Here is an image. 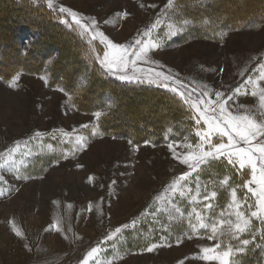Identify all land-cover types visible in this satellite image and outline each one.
Returning a JSON list of instances; mask_svg holds the SVG:
<instances>
[{
    "label": "rangeland",
    "instance_id": "1",
    "mask_svg": "<svg viewBox=\"0 0 264 264\" xmlns=\"http://www.w3.org/2000/svg\"><path fill=\"white\" fill-rule=\"evenodd\" d=\"M233 1L174 0L173 7L168 8V0H54V9H49L45 0H0V44H9L6 36L16 37L14 44L6 48L0 46V163H5L10 150L16 148L12 154L16 169H8L7 164L0 169V176H3L0 190L4 192L0 195V264H81L94 247H99L100 251L88 258V264H107L109 260L112 264H219L216 259H203L202 249L228 243L239 246L227 232V225L222 229L223 237L218 234V238L209 239L210 229L197 228L193 232L189 221L196 223L195 211L207 216L203 208L206 201L202 197L205 190L208 193L216 190L218 197L213 204L217 217L223 208V219L235 223V216H229L227 208L230 189L227 185L221 187L220 181L228 177L235 187L250 179V172L241 176L237 172L238 165L234 168L221 157L203 166L200 172V203L190 202L197 183L195 172L188 178L187 184L193 191L187 196L180 198L178 193L174 196L169 190L174 181L190 171L187 165L180 163V158L192 150L185 145L200 142L195 133L203 121L201 125L196 124L198 113L190 107L197 98L204 102L215 101V93L219 91L224 93L222 99L227 100L251 76L255 84H247L225 107L233 115L247 114L258 122L264 121V116L260 115L264 110L260 109L258 99L259 89L264 88V79H258L264 71L259 68L264 63V23L243 28V24H238L239 27L232 24L235 26L231 29L210 31V26L229 25L230 17L238 14L245 16L242 17L245 21L254 20L256 14H249L245 6L250 7L248 0L245 4ZM61 5L77 12L84 18L83 23L90 24L91 19H95L97 29L114 43L130 45L142 38L160 45L156 50H149L146 59L137 60L134 65L129 63L126 71L146 84L177 94L184 103L185 98L179 93H191L192 99L185 104L191 109L195 122L186 137L162 144L150 141L139 144L105 135L98 121L104 110L97 111L101 113L99 118L94 115L96 112L80 110L70 93L50 85L45 75L38 74L37 70L33 73L20 70L9 77L1 75L21 66L39 69L53 59V67L65 74L72 60L77 68L73 77L77 83L81 75L89 73L90 64L98 63L96 55H102L103 49L99 38L90 43L89 34L82 33L77 25L63 23L75 36L85 40V51L89 50L93 58L88 63L85 57L80 59L77 55L76 44L57 36L54 25L43 17L41 10H45L48 17L71 22L66 13H59ZM16 12L21 17L35 19L33 25L42 30L43 36L39 39L36 29L20 39L23 31L20 23L14 21ZM222 15L225 16L218 18ZM157 20L159 23L149 37H143V32ZM214 20L222 22L216 25ZM173 31L175 35H171ZM51 43L57 49L61 46L60 56H56ZM16 45L22 46L24 51L30 48L26 58L30 64L17 54ZM133 59L135 57L130 55L129 60ZM157 72L172 80L157 78ZM17 75L19 80L10 87ZM149 80L156 83H149ZM165 83L170 87H163ZM254 88L258 93L256 97L251 95ZM206 91L208 96H203ZM143 97H129L128 102L120 106L121 112L139 116L142 123H147L144 116L150 111V105ZM200 107L203 109L205 103ZM84 125L88 127H82ZM93 128L98 133L95 136L91 134ZM37 132L42 135L36 137ZM77 135L88 137L86 146L78 150ZM213 142H218V138L213 137ZM224 142H227L226 137ZM220 165L224 173L214 170ZM209 167L210 176L205 179L203 175ZM17 176L28 178L18 179ZM250 186L255 187L254 184ZM237 193L240 199L246 194L249 203L255 199L247 189L237 188ZM221 196H225V201L219 207L217 200ZM173 205L178 206L183 215L175 212ZM243 210L246 216L250 215L246 206ZM252 219L254 231L238 235L250 240L255 235L256 239L240 259L243 262L248 251H257L261 255L260 264H264V239L258 230L262 226ZM164 226L169 231H164ZM116 228H121V233L107 241ZM17 231L21 235L18 236ZM161 237H167V241H161ZM151 243H163V246L149 252L146 248ZM222 250L223 247L208 255L216 256Z\"/></svg>",
    "mask_w": 264,
    "mask_h": 264
},
{
    "label": "snow or ice",
    "instance_id": "2",
    "mask_svg": "<svg viewBox=\"0 0 264 264\" xmlns=\"http://www.w3.org/2000/svg\"><path fill=\"white\" fill-rule=\"evenodd\" d=\"M47 7L49 9H54V0H45ZM174 5V0H168V5L166 7L171 8ZM59 13H66L71 17V22L66 19L61 20V22L69 24L77 25L82 33L89 34L90 40L95 41L99 38V43L103 45L102 55L97 53L96 60L98 61L102 70L106 72V74L114 75L117 79L121 81H126L128 83L137 82L143 83L145 82L140 77L135 75H128L126 69L129 66V63L135 64L137 60L146 59L149 50H156L160 47L159 44L155 43L151 39L148 41H144L142 38H137L134 41V44L124 45L114 43L111 39H109L103 32H100L96 27L95 19H91L90 24L83 23V17L64 6L59 7ZM159 23V20L154 22L149 29H146L142 36L149 37L152 29L156 27ZM171 28L172 25H169ZM176 32L173 31L171 35H175ZM95 52L96 49L93 48ZM134 56L135 59L129 60V56ZM260 69H264V63L259 65ZM157 78L163 77V80L169 81L172 80L170 76L164 75L162 72L155 73ZM258 79H264V71L260 72V76ZM19 80V76H15L13 82L10 83V87L15 86V81ZM149 83H156L155 80H149ZM175 83V81H174ZM249 83L255 84V81L252 80L250 76L248 80L241 84L240 87H237L234 92L228 96L227 100L222 99L224 97L223 92L217 91L215 93L216 100L215 101H207L204 102L200 98H197L190 104L192 109L198 113L196 119V124L201 125V121H203V125L199 130L196 131L195 135L199 137V143L196 145L188 144L185 147L192 149L188 151L186 154L180 158V163L185 164L190 169L189 172L183 173L178 180L174 181L173 184L169 186V190L175 196L178 193L180 198H184L189 193L193 191V189L187 184L189 176L193 172L196 175V185H195V194L191 195L190 202L200 203L201 197V185L199 184V175L200 172L203 171V166H208L212 162L219 160L221 157L227 160V163L234 168H237V172L241 176H245L250 172V179L246 181H242L240 185L233 187L229 183V178L225 177L222 181H220V186L223 187L227 185L228 189H230V201L227 204V208L229 209V216H235V223L231 219H223L224 209H220L219 218L216 215L215 205L213 201H215L218 197V192L216 190H212L210 193L205 190V193L202 197L203 208L205 209L207 216L202 214L200 211H195V219L196 223H192L189 221L190 227L193 232L199 229H206L211 232V235L208 237L209 239L218 238V234L220 237L224 236V226L227 225V232L232 236L233 239L237 240L239 246L233 245L232 243H228L227 245L217 244L215 248H203L202 251L205 254L203 259H216L219 264H243L240 256L247 251V246L256 239L255 235L252 236V239H241L240 235L244 233H251L254 231L253 219L262 226L258 229L261 233V239H264V121L258 122L254 116L250 115H233L232 112L228 111L225 105L228 103V100H232L234 96L238 93L242 92V89ZM163 87H170L169 84H163ZM183 87V85H181ZM172 91H178L176 88H171ZM182 97L185 98V103H188L192 97L191 93L185 95V93H179ZM208 92H204L203 96H208ZM251 95L256 97L258 95L255 88L251 91ZM259 107L261 110H264V88L259 89ZM201 103H205V107L202 109L200 107ZM243 107V106H241ZM209 109H211V115H209ZM219 113L217 115L216 113ZM97 118L100 117L101 113L96 112L94 114ZM261 116H264V111L260 112ZM206 125V127H204ZM82 127L87 128V125ZM91 134L93 136L97 135V131L95 128L92 129ZM42 134L37 132L35 133L36 137H40ZM64 135H69L68 133H64ZM213 137L218 138V142H213ZM227 138V142H224V138ZM88 137L83 135H77L75 137V144L77 146V150L79 148L86 146V141ZM131 143V141H130ZM19 145L17 144V147ZM169 148L172 149V144H169ZM16 152V148L10 150L8 160L5 163H0V169L5 168V164H7V168L10 170L16 169L15 161L13 160L12 154ZM175 156V152H174ZM18 179H27L25 176H17ZM0 181H3V176H0ZM185 181V184L181 185L180 182ZM255 185V187H251L250 185ZM237 188L247 189V193H251V197H254V201L249 203V197L245 194L243 199L238 198ZM3 190H0V195H3ZM175 208V212L181 213V210L178 206L173 205ZM247 207L250 215L245 214L243 210L244 207ZM255 210H252V209ZM155 215V213H152ZM191 215V214H189ZM127 228V225L123 226ZM15 230V229H14ZM121 228H116L111 235H109L106 240L112 241L113 238L117 236V234L121 233ZM164 231H169L167 226H164ZM19 236L20 232H16ZM179 239V237H177ZM161 241L166 242L167 237H161ZM163 246V243H151L146 250L151 252L154 249ZM223 247L224 250L219 251L216 256H209L208 253L217 251ZM115 248V245H113ZM100 251L99 247L92 248L88 253L81 264H88V258L93 257L94 254H97ZM107 264H112V261L109 260Z\"/></svg>",
    "mask_w": 264,
    "mask_h": 264
},
{
    "label": "trees",
    "instance_id": "3",
    "mask_svg": "<svg viewBox=\"0 0 264 264\" xmlns=\"http://www.w3.org/2000/svg\"><path fill=\"white\" fill-rule=\"evenodd\" d=\"M246 1L247 0H239V2L242 4H245ZM248 2L250 3V7H248L247 5L245 6L249 14L251 13L253 16L256 14L254 16V20L249 22L245 21L244 18H242L245 16H241L240 14H238L234 18L230 17V20L227 23L229 25H226L225 23V25L222 24L218 27L210 26V31L212 30L213 32H215L217 29L224 27H228L231 29L233 26H235L232 24H236V27H239L238 24H243L241 25V28L259 26L263 24L264 0H248L247 3ZM216 9L217 8H215L214 10ZM41 11L44 15H47L45 10ZM44 15L43 17L49 19L51 22L50 24L54 25L53 27L55 28V30H57V36H61L62 39L68 38L67 41L72 40L73 43L76 44V47L79 48V50L76 52L78 53L77 55L80 57V59L82 57H85L88 63H90V61H93V58L89 56L90 51H85V49L87 48L84 43L85 40L83 38H79L77 35L75 36L73 31L69 30V28L60 21V19L55 18V20L53 17ZM211 15L214 16V14ZM223 16L225 15H222L218 18H221ZM13 17L15 19V23H20V30L23 31L20 33V39L28 31L35 32L36 29H38V38L40 39V37L43 36L42 30L38 26L33 25L35 19L33 20L32 17H21V15L17 12L15 15H13ZM212 22H215L214 24L219 25L222 21L214 20ZM6 38H8L7 42L9 44H0L1 47L6 48L7 46H10L11 44H14L16 42V37L12 38L11 36H6ZM47 39L52 41L51 36H48ZM51 45L55 47L54 51L55 53H57L56 56H60L61 46L59 49H57V46H55L54 43H51ZM16 49L17 54L20 56V58L24 59L28 64H30L26 59L30 53V48L24 51L22 46L20 48L19 45H16ZM6 56L7 53L5 52V60L7 59ZM47 60L48 59L46 58L45 61ZM54 61L55 60L53 59L52 63H47L39 69H28L26 68V66H21L20 68L13 69L11 73L9 72L7 74L1 75L9 77L13 76L20 70L31 73L37 70L36 72L38 74L45 75L50 85L54 87H60L66 92L70 93L73 101L80 110L90 112L104 110L105 112L102 113L101 117L98 119L100 130L103 134L126 138L133 143L140 144L146 141H150L153 144H162L169 141L181 140L186 137L194 128L195 121L191 109H189V107L184 103L181 97L169 90H166L159 86L149 85L144 82L128 83L126 81L117 80L116 78L108 76L96 62L90 64L92 67H90V71H88L89 73L81 75V77L78 78L80 82L77 81L76 83L73 77L77 74V68L75 67V64H73V61L71 60L69 62L71 68L67 72L65 71V74H62V71L60 72V69L58 70L53 67ZM83 70H85V68ZM131 96H144V100L150 105V111L147 110L144 116V118L148 121L147 123H142V121H140L141 117L139 116H136L134 114L131 116L128 113L121 112L120 106L123 103L128 102V98ZM118 113H120V116ZM214 170H216L217 172L221 171L222 173L225 172L222 165L216 167ZM205 173L203 176L206 179L210 176V167L209 170L205 171ZM224 201L225 196H221L217 200V205L221 207ZM254 262H257L256 264H260V252L248 251L246 253V257L243 258V264H254Z\"/></svg>",
    "mask_w": 264,
    "mask_h": 264
}]
</instances>
